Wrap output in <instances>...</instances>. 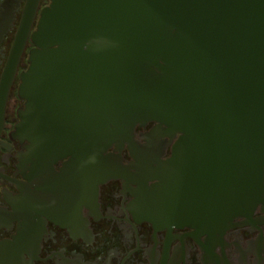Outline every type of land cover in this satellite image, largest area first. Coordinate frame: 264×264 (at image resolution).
<instances>
[{
  "label": "water",
  "instance_id": "water-1",
  "mask_svg": "<svg viewBox=\"0 0 264 264\" xmlns=\"http://www.w3.org/2000/svg\"><path fill=\"white\" fill-rule=\"evenodd\" d=\"M32 42L19 138L158 182L143 191L155 219L215 232L264 206V0H51Z\"/></svg>",
  "mask_w": 264,
  "mask_h": 264
},
{
  "label": "flooded vegetation",
  "instance_id": "flooded-vegetation-1",
  "mask_svg": "<svg viewBox=\"0 0 264 264\" xmlns=\"http://www.w3.org/2000/svg\"><path fill=\"white\" fill-rule=\"evenodd\" d=\"M34 1L21 56L5 79L30 0H0V264H264V206L215 232L147 216L146 175L101 176L94 152L75 160L48 144L45 152L19 138L26 100L22 76L51 0ZM11 74V73H10ZM9 74V75H10ZM153 127L136 129L137 139ZM179 138V137H178ZM108 156L132 167L128 148ZM169 147L162 161L173 159Z\"/></svg>",
  "mask_w": 264,
  "mask_h": 264
},
{
  "label": "bare ground",
  "instance_id": "bare-ground-1",
  "mask_svg": "<svg viewBox=\"0 0 264 264\" xmlns=\"http://www.w3.org/2000/svg\"><path fill=\"white\" fill-rule=\"evenodd\" d=\"M252 216V214L248 215V217L246 218H250ZM241 218V217H240ZM240 218H237L233 223H235L237 220H239Z\"/></svg>",
  "mask_w": 264,
  "mask_h": 264
}]
</instances>
